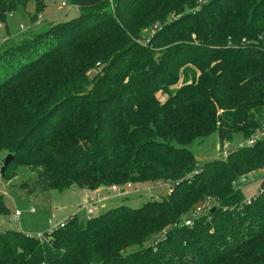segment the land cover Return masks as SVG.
<instances>
[{"label": "trees", "instance_id": "16d2710c", "mask_svg": "<svg viewBox=\"0 0 264 264\" xmlns=\"http://www.w3.org/2000/svg\"><path fill=\"white\" fill-rule=\"evenodd\" d=\"M30 1L45 10V0H0V23ZM114 2L70 0L78 14L49 37L26 30L6 48L0 179L24 166L37 174L22 184L31 194L159 182L170 192L75 214L48 240L6 229L0 264H264V177L250 202L236 186L248 165L264 164V139L203 165L190 149L214 132L224 148L264 126V0ZM208 197L218 206L186 224ZM10 214L0 196V215Z\"/></svg>", "mask_w": 264, "mask_h": 264}, {"label": "rangeland", "instance_id": "374dc122", "mask_svg": "<svg viewBox=\"0 0 264 264\" xmlns=\"http://www.w3.org/2000/svg\"><path fill=\"white\" fill-rule=\"evenodd\" d=\"M110 1L112 10H114L115 2L114 0ZM63 2L66 4H63ZM45 3V10L37 11L35 3L30 1L28 6L25 7L26 10L19 9L15 14L8 16L6 23H0V61L7 58L10 54V51L6 50V48L17 45L27 38L26 36L24 37L26 30L29 31L30 36L37 35L39 32L44 33L55 23L78 14L77 9L70 3V0H45ZM35 12H38V14L33 15ZM47 36L49 37L50 35L44 33L42 38ZM35 40H38V37ZM97 65L99 66V63ZM177 87L178 85L173 86L171 91H175ZM166 95L167 92L165 91H161L158 94L162 100L165 99ZM243 142H245V139L238 134L233 141L226 142L224 148H222L219 135L214 132L203 139L198 138L190 146V149L198 165H203L213 159L226 158L227 154L225 155L224 151L228 153L231 148ZM36 176L37 174L34 170L19 166L17 175L14 178L10 180L0 179V196L11 208L10 215H0V234L6 229L20 230L34 235L38 233L46 234L53 228L59 227L62 221H69L75 214L80 220H86L122 204L139 207L150 199H160L162 196H167L170 192L169 183L159 182L157 184H134L123 195L122 193L113 192L111 190L113 185L111 187H100L95 189V191L102 192L101 198L103 199L90 201L86 200L85 193L76 187L64 191H36L31 194L27 186L22 184L23 182L31 183ZM263 177L264 164L261 165L260 160L257 159L247 166L245 173L239 178L236 186L244 192L245 198H252L258 192ZM90 202L96 203L98 206L92 213L80 208ZM195 204L196 207L193 212L200 207L204 209L202 214H208L211 209L218 206V203L210 197ZM32 209L34 210L32 211ZM16 210L21 212L19 220L12 218ZM187 219H185V222Z\"/></svg>", "mask_w": 264, "mask_h": 264}, {"label": "built area", "instance_id": "2783aa9c", "mask_svg": "<svg viewBox=\"0 0 264 264\" xmlns=\"http://www.w3.org/2000/svg\"><path fill=\"white\" fill-rule=\"evenodd\" d=\"M63 4H66L65 2H63ZM155 27H157V26H155ZM261 139H264V126L261 128V130H259L255 135H253L251 138H249L248 140H246L245 142H243V143H240V146H244V145H253V144H255L257 141H259V140H261ZM224 154L226 155L227 154V151H224ZM131 187V183H128L127 185H123V186H120V185H113L112 186V188H111V190L113 191V192H117V193H122V194H124V193H127L126 191L128 190V188H130ZM250 200H251V198H247L246 199V201L247 202H250ZM97 205H96V203H93V202H90V203H88L87 205H82L80 208L81 209H86V210H88V213H92L93 211H95L96 209H97ZM34 209H32V211H33ZM202 211H204V209H202V208H198V209H196L194 212H193V214H192V216L191 217H189L187 220H186V224H188V225H191L192 224V221H193V218H195V217H198V216H200L201 214H202ZM20 216H21V212L19 211V210H16L15 212H14V214H13V219L14 220H19L20 219ZM67 222H65V221H62L60 224H59V226H61V227H63V226H65V224H66ZM36 237H38V238H42V239H45V240H48L49 238L47 237V235H45V234H42V233H38V234H36L35 235Z\"/></svg>", "mask_w": 264, "mask_h": 264}, {"label": "crops", "instance_id": "0c3cea01", "mask_svg": "<svg viewBox=\"0 0 264 264\" xmlns=\"http://www.w3.org/2000/svg\"><path fill=\"white\" fill-rule=\"evenodd\" d=\"M85 193L86 200H96L101 198L102 192H96L95 190L81 189Z\"/></svg>", "mask_w": 264, "mask_h": 264}, {"label": "water", "instance_id": "95a60500", "mask_svg": "<svg viewBox=\"0 0 264 264\" xmlns=\"http://www.w3.org/2000/svg\"><path fill=\"white\" fill-rule=\"evenodd\" d=\"M220 119V118H219ZM13 158V154L11 153H8L6 155V157L4 158V162H3V165L1 167V173L4 174L9 162L11 161V159Z\"/></svg>", "mask_w": 264, "mask_h": 264}]
</instances>
